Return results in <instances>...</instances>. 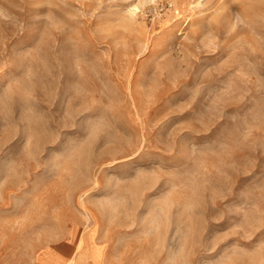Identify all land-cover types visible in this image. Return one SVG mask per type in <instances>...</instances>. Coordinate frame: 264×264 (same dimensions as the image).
Here are the masks:
<instances>
[{
    "label": "rangeland",
    "instance_id": "374dc122",
    "mask_svg": "<svg viewBox=\"0 0 264 264\" xmlns=\"http://www.w3.org/2000/svg\"><path fill=\"white\" fill-rule=\"evenodd\" d=\"M70 234L264 264V0H0V264Z\"/></svg>",
    "mask_w": 264,
    "mask_h": 264
},
{
    "label": "crops",
    "instance_id": "0c3cea01",
    "mask_svg": "<svg viewBox=\"0 0 264 264\" xmlns=\"http://www.w3.org/2000/svg\"><path fill=\"white\" fill-rule=\"evenodd\" d=\"M84 241L75 239L71 234L36 248L19 264H106L102 250L97 262L92 258L91 247H85Z\"/></svg>",
    "mask_w": 264,
    "mask_h": 264
}]
</instances>
